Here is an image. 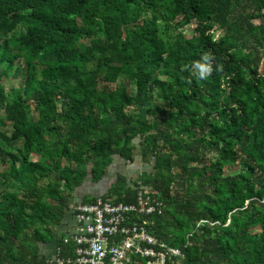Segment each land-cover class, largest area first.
Instances as JSON below:
<instances>
[{
	"label": "trees",
	"instance_id": "obj_1",
	"mask_svg": "<svg viewBox=\"0 0 264 264\" xmlns=\"http://www.w3.org/2000/svg\"><path fill=\"white\" fill-rule=\"evenodd\" d=\"M137 149L147 170L74 199ZM141 189L164 264H264V0H0V264H53L70 202Z\"/></svg>",
	"mask_w": 264,
	"mask_h": 264
},
{
	"label": "built area",
	"instance_id": "obj_2",
	"mask_svg": "<svg viewBox=\"0 0 264 264\" xmlns=\"http://www.w3.org/2000/svg\"><path fill=\"white\" fill-rule=\"evenodd\" d=\"M150 211H161V202L150 197ZM137 202L143 204L145 199L138 191ZM108 200L97 199L93 202H71L68 210L82 215L94 213V220L78 224L68 234L72 247L68 254L55 253L53 264H127L133 255H139L146 264H164L167 259L182 256L181 246L168 245L150 234L146 229L148 220L139 209L137 218L123 212H115L117 208L109 206ZM112 212V213H111ZM183 244L182 246H185ZM157 248L161 253L154 251Z\"/></svg>",
	"mask_w": 264,
	"mask_h": 264
},
{
	"label": "rangeland",
	"instance_id": "obj_3",
	"mask_svg": "<svg viewBox=\"0 0 264 264\" xmlns=\"http://www.w3.org/2000/svg\"><path fill=\"white\" fill-rule=\"evenodd\" d=\"M186 28L189 31V26H187ZM10 75L11 74H9L8 79L13 80V77H11ZM6 90L8 89L6 88ZM149 166L150 164L147 163L144 164L141 162L140 152L137 149V151H135L134 162L126 164L122 160H117V158H115L114 164L111 166V169H109V171L107 172L106 177L104 175L103 178L100 179L99 181H94L89 175L86 176L82 181L83 182L82 185L79 186L80 187L79 193L86 192L81 196V197L84 196L83 198H85V196L103 194L104 192L107 191L108 188L112 186L113 184L112 182L115 179V170H118V172H123L129 176H132L133 178H136L138 175L137 173H140V171H143L145 169L147 170ZM79 187H77L76 189H78Z\"/></svg>",
	"mask_w": 264,
	"mask_h": 264
},
{
	"label": "bare ground",
	"instance_id": "obj_4",
	"mask_svg": "<svg viewBox=\"0 0 264 264\" xmlns=\"http://www.w3.org/2000/svg\"><path fill=\"white\" fill-rule=\"evenodd\" d=\"M141 191V195L142 197L145 199V202L143 204L138 203L137 201L131 202V203H123V202H118V203H110L109 206L113 207V208H117V210L115 212H123L127 215H130L134 218H137L138 213H139V209L142 208L143 210H145V213L149 216L151 215L154 211H150V207L152 205V201L149 200L150 197H152V195L144 193L143 189L140 190ZM97 199H102L98 197ZM96 199V200H97ZM70 217H71V221L70 223L73 226L76 225H80V224H86L84 222H90L94 220V213H88L86 215H82L81 213H78L76 211H70L68 210ZM112 213V212H111ZM69 223V224H70ZM68 237V232L67 235ZM60 247L55 245V252L60 254ZM154 251L157 252L158 254L161 253L157 248H154Z\"/></svg>",
	"mask_w": 264,
	"mask_h": 264
},
{
	"label": "clouds",
	"instance_id": "obj_5",
	"mask_svg": "<svg viewBox=\"0 0 264 264\" xmlns=\"http://www.w3.org/2000/svg\"><path fill=\"white\" fill-rule=\"evenodd\" d=\"M211 60H212V56L209 53L206 52V53H204L202 55V57L200 58V60H197V61L194 62V68H195L194 75L197 78L204 79V80L208 79V77L210 76V74L214 70L213 69V66H212V63H211ZM216 70L217 71L222 70V65L217 64ZM79 202H82V201H79ZM73 229H74V226H72V230ZM72 230H70V232L68 234H70L72 232ZM181 250H182V248H181Z\"/></svg>",
	"mask_w": 264,
	"mask_h": 264
},
{
	"label": "crops",
	"instance_id": "obj_6",
	"mask_svg": "<svg viewBox=\"0 0 264 264\" xmlns=\"http://www.w3.org/2000/svg\"><path fill=\"white\" fill-rule=\"evenodd\" d=\"M118 171V170H115ZM80 187L78 189H76L74 191V199L76 200H81L83 197H81L83 194H85L86 192L83 193H79ZM72 224H66V225H62L60 226V230L59 231H67L68 233L70 232V230H72ZM55 239L51 240L50 242L44 243L41 245V254L44 255L46 257L47 260H51L54 258L55 256Z\"/></svg>",
	"mask_w": 264,
	"mask_h": 264
}]
</instances>
